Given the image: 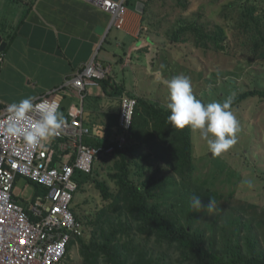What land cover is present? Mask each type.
I'll return each instance as SVG.
<instances>
[{
  "label": "trees",
  "instance_id": "1",
  "mask_svg": "<svg viewBox=\"0 0 264 264\" xmlns=\"http://www.w3.org/2000/svg\"><path fill=\"white\" fill-rule=\"evenodd\" d=\"M142 1L147 8L144 24L151 31L158 27L153 24L155 12L152 10L150 13L151 6L158 0ZM188 8L186 2L177 0V7L173 10L187 15L192 10ZM226 9L224 24L219 29L208 30L206 23L183 21L171 35L172 42H182L184 34L195 35L205 51L211 42L214 50L235 57L242 52H239L230 32L239 30L240 33L248 34L253 43V59L264 47V0H231ZM230 10L239 12L237 20H233ZM195 12L200 19L202 10ZM242 45L246 46L245 43ZM143 50L148 52L147 47ZM261 54L264 57V51ZM98 84L114 97H122L126 91L124 84H111V76ZM128 96L137 101L129 132L130 143L113 155L100 158L105 162L108 159L115 161L109 167L107 179L98 178L96 166L92 174L80 179L78 193L93 184L104 203H107L104 208L93 213V217L80 216L78 210L83 206L76 203L77 219L83 222L85 234L89 235L88 238H78L79 253L84 264H264V210L257 204L244 202L234 207L233 213L226 216L224 226L216 232L223 212L204 230L197 227L199 211L187 216L188 223H184L179 216V207L183 209L185 205L190 206L185 198L181 197L178 209L167 208L160 200L165 182H173L175 178L179 185L187 184L191 194L201 198L203 206L208 205L210 198L220 205L226 200V195L193 183V131L189 127L179 129L169 125L167 116L170 110L167 107L159 106L145 96L134 93ZM250 97L264 99V90L253 89L239 94L234 98L231 109ZM119 113L120 108L113 117L114 124L104 130L105 139L90 144L100 146L109 143L112 133L119 131ZM111 127L113 130H110ZM152 159L160 163L154 172L152 165L148 164L146 168L141 165V162L153 163ZM147 170L152 173L147 175ZM164 170L171 172L173 178L160 177L159 173ZM35 185L39 191L37 194L42 193L44 188ZM23 206L28 210L29 206ZM112 215L116 218L113 219ZM208 230L213 234L210 239L207 238ZM133 231L147 241L155 239L156 245L166 247L168 252L163 251L161 256H154L147 245L134 243L131 239ZM218 243L221 247H218ZM172 250H175L176 258L170 254Z\"/></svg>",
  "mask_w": 264,
  "mask_h": 264
},
{
  "label": "rangeland",
  "instance_id": "2",
  "mask_svg": "<svg viewBox=\"0 0 264 264\" xmlns=\"http://www.w3.org/2000/svg\"><path fill=\"white\" fill-rule=\"evenodd\" d=\"M190 1L195 2L198 7L192 10L189 7L190 11L186 13L187 16L176 17L174 14L178 15V11L156 9L157 12L166 15L165 21L153 23L158 27L151 31H144V35H150L153 38L152 42L146 39V42L151 43L149 47L152 48V52L146 54L144 63L140 64L136 70L133 69V66H129L123 73L122 66L114 62V70L120 77L125 78L127 87L137 91L138 96H145L157 105L165 107L168 103V88L165 81L181 74L190 78L194 96L205 104L213 101L223 102L230 95L236 98L239 94L253 89L264 90V57L261 54L264 47L251 59L253 43H251L248 34L240 33L239 30L230 32L236 47L239 52H242L235 57L214 50L211 42L208 44L209 49L205 51L195 35L184 34L182 42H172L171 35L183 21L206 23L208 30L219 29L224 24L226 5L231 0ZM199 9L202 10L200 19L198 18L199 14L195 12ZM230 11L233 20H237L239 12ZM242 43H245L246 46H243ZM141 44L142 42L136 46L140 47ZM119 52L122 50L120 49ZM101 57L103 54L100 55ZM142 57L144 58L143 55ZM142 59L140 60L142 61ZM93 87L98 88L99 85L89 88ZM67 99L64 100L63 106H66ZM90 100L89 97L85 99V108L95 113ZM231 111L239 121L240 131L236 134L237 143L221 155L214 156L208 150L206 142L201 139L199 132H193V183L225 194L226 200L220 205L215 204L212 211H209L207 206H203L202 203V208L197 209L193 206L194 196L188 190L187 184L179 185L176 181L177 178L173 179V182L166 181L160 192V200L166 204L167 208L178 209L181 197L190 202V206L185 205L186 209L179 207V216L184 223H188L187 216L192 212L199 211L197 227L204 230H207L208 225H211L223 212L217 224L216 232H218L226 223V216H230L233 213V208L244 202L257 204L264 210V99L250 97L233 107ZM60 112L63 113L66 121L67 113L62 109ZM52 139L50 137L48 140ZM144 152L146 153V150ZM114 162V159H108L106 162L100 159L96 164L98 178L107 179L109 167L113 166ZM152 162H141V165L145 168L148 164L152 165L154 172L160 163L154 159ZM151 173V170H147V175ZM159 176L172 177V174L164 170L159 173ZM38 192L37 185L25 177H19L13 187V194L18 197L19 203L31 202ZM77 202L83 206L81 210H78V214L83 217H91V215L93 217V213L104 208L107 204L104 203L93 184L78 193ZM112 218L116 217L112 215ZM191 223L193 224V222ZM212 235V232L208 230L207 238L210 239ZM82 237H89L85 234V230ZM131 239L136 244L147 245L156 257L161 256L163 251L168 252L166 247L157 246L155 239L147 241L146 238L137 235L135 231L132 232ZM218 242H221L219 238ZM219 243L218 247H221ZM170 254L177 257L175 250H172ZM61 264H84L79 253L78 242H72L71 250Z\"/></svg>",
  "mask_w": 264,
  "mask_h": 264
},
{
  "label": "built area",
  "instance_id": "3",
  "mask_svg": "<svg viewBox=\"0 0 264 264\" xmlns=\"http://www.w3.org/2000/svg\"><path fill=\"white\" fill-rule=\"evenodd\" d=\"M107 12L110 27L125 24L128 0H81ZM4 52L0 50V65ZM112 73L94 55L78 75L62 87L37 99L54 101L62 108L63 93L75 90L80 104L67 112L64 125L39 146L26 147L19 137L0 135V264H61L72 242L82 237L84 227L76 216L80 179L93 173L100 158L111 156L130 143L137 101L121 99L118 128L106 145H92L94 136L85 122L84 92ZM6 105L0 101V120L6 119ZM55 140V141H54ZM57 142V143H56ZM19 177L44 188L26 210L13 194Z\"/></svg>",
  "mask_w": 264,
  "mask_h": 264
},
{
  "label": "crops",
  "instance_id": "4",
  "mask_svg": "<svg viewBox=\"0 0 264 264\" xmlns=\"http://www.w3.org/2000/svg\"><path fill=\"white\" fill-rule=\"evenodd\" d=\"M139 1L142 0L128 1L125 24L118 29L110 27L111 16L107 12L81 0H0V37L6 42L4 61L0 65V101L7 106L29 96L42 98L73 80L95 54L98 61L112 68L111 84L125 85L123 96L137 94L127 87L125 78L118 75L113 65L114 62L120 64L123 73L129 66L136 70L144 63L146 54L152 52L151 43L146 39L152 42L153 38L144 35L148 28L144 24L146 16L136 11ZM182 2L191 9L196 7L190 0ZM176 7L177 0H158L151 6L150 13L155 9L157 18L153 15V19L159 23L165 21L166 15L156 9L174 12ZM174 16L187 15L175 13ZM99 28L105 29L103 34ZM140 42L141 46L137 47ZM145 47H149L148 52L143 50ZM101 54L103 57L100 58ZM62 93L61 109L64 112L80 104L77 91L66 89ZM84 95L85 99H91L95 112L85 108V122L95 136L88 141H102L106 136L104 130L114 124L113 117L123 96L114 97L100 85L98 88L87 87ZM66 98L67 104L63 106ZM115 134L116 131L111 136ZM29 203L21 204L29 206Z\"/></svg>",
  "mask_w": 264,
  "mask_h": 264
},
{
  "label": "clouds",
  "instance_id": "5",
  "mask_svg": "<svg viewBox=\"0 0 264 264\" xmlns=\"http://www.w3.org/2000/svg\"><path fill=\"white\" fill-rule=\"evenodd\" d=\"M165 83L168 88L169 125L198 131L214 156L221 155L237 143L240 124L231 111L233 96H228L223 102L205 104L194 96L188 76L177 75ZM5 112L6 119L0 120V135L19 137L30 148L54 136L65 123L57 103L47 99L37 102L35 96L8 104ZM193 206L202 208L200 197H194ZM214 207L215 201L210 198L206 208L212 211Z\"/></svg>",
  "mask_w": 264,
  "mask_h": 264
},
{
  "label": "water",
  "instance_id": "6",
  "mask_svg": "<svg viewBox=\"0 0 264 264\" xmlns=\"http://www.w3.org/2000/svg\"><path fill=\"white\" fill-rule=\"evenodd\" d=\"M136 11L143 14L145 12V3L142 1L137 2ZM99 30L101 31V34H103V32L105 31L104 28H99ZM5 47H6V42H3L2 38L0 37V50L4 51Z\"/></svg>",
  "mask_w": 264,
  "mask_h": 264
}]
</instances>
